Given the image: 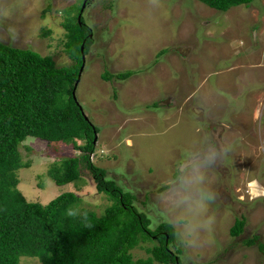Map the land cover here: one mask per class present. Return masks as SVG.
<instances>
[{
	"label": "rangeland",
	"instance_id": "rangeland-1",
	"mask_svg": "<svg viewBox=\"0 0 264 264\" xmlns=\"http://www.w3.org/2000/svg\"><path fill=\"white\" fill-rule=\"evenodd\" d=\"M79 4L10 0L12 15L0 19V42L68 67L74 62L66 52L64 23ZM83 17L93 44L74 95L98 128L91 162L130 190L145 212L186 146L229 141L232 152L211 173L218 193L212 244L192 258L170 248L182 264H264L259 247L264 243V0L226 13L199 0H91ZM9 26L14 41L8 39ZM107 70L138 74L108 82L102 79ZM19 151L30 164L17 172L18 189L28 202L47 205L74 192L78 205L99 216L111 204L85 169L79 181L65 186L49 178L52 164L82 155L74 144L29 137ZM243 217L244 232L234 238L230 229ZM255 236V246L244 243ZM132 254L135 260L146 257L140 248ZM20 264L40 260L22 257Z\"/></svg>",
	"mask_w": 264,
	"mask_h": 264
},
{
	"label": "trees",
	"instance_id": "trees-1",
	"mask_svg": "<svg viewBox=\"0 0 264 264\" xmlns=\"http://www.w3.org/2000/svg\"><path fill=\"white\" fill-rule=\"evenodd\" d=\"M199 1L224 13L254 2ZM83 2L79 0L75 14L64 23L66 52L74 62L68 67L58 68L51 56L0 42V264H20L22 257L39 258L40 264H182L179 252L170 248V230L166 226L151 230L145 212L134 204L135 195L108 179L107 171L90 160L98 128L86 119L74 95L93 44ZM49 33L45 31V36ZM137 74L107 70L102 79L125 81ZM28 137L72 143L82 152L52 164L48 176L56 185L65 186L82 178L81 169L92 175L97 190L107 195L111 204L100 216L88 212L91 227L68 215L81 200L74 192L43 205L28 202L19 191L17 172L30 165L22 162L19 148ZM245 225L244 217L236 219L230 235L240 237ZM257 240L255 236L244 243L255 246ZM259 247L264 253V243ZM136 248L145 251L146 257L135 260L132 251Z\"/></svg>",
	"mask_w": 264,
	"mask_h": 264
},
{
	"label": "clouds",
	"instance_id": "clouds-1",
	"mask_svg": "<svg viewBox=\"0 0 264 264\" xmlns=\"http://www.w3.org/2000/svg\"><path fill=\"white\" fill-rule=\"evenodd\" d=\"M11 15L10 0H0V19H10ZM7 31L8 39L14 41V28L9 26ZM162 52L167 54L165 50ZM152 66L153 63L147 68ZM232 150V144L221 139L205 141L199 147L186 146L145 210L151 230L166 226L172 234L173 247L184 258L198 255L213 242L215 217L212 206L218 199V193L211 173L227 160ZM68 215L80 219L85 227L92 226L85 205L74 206Z\"/></svg>",
	"mask_w": 264,
	"mask_h": 264
},
{
	"label": "flooded vegetation",
	"instance_id": "flooded-vegetation-1",
	"mask_svg": "<svg viewBox=\"0 0 264 264\" xmlns=\"http://www.w3.org/2000/svg\"><path fill=\"white\" fill-rule=\"evenodd\" d=\"M90 1H91V0H85V3H84V6H83V7L86 8V7L89 5ZM201 112H202V111H201Z\"/></svg>",
	"mask_w": 264,
	"mask_h": 264
},
{
	"label": "water",
	"instance_id": "water-1",
	"mask_svg": "<svg viewBox=\"0 0 264 264\" xmlns=\"http://www.w3.org/2000/svg\"><path fill=\"white\" fill-rule=\"evenodd\" d=\"M81 16H79V18H80ZM82 50H83V48H82ZM85 59V58H84Z\"/></svg>",
	"mask_w": 264,
	"mask_h": 264
}]
</instances>
